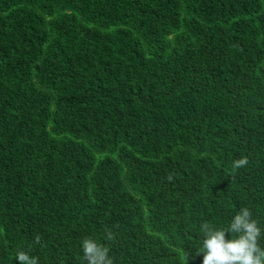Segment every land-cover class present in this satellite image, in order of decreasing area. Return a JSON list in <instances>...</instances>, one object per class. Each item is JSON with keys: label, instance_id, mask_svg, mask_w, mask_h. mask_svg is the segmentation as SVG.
<instances>
[{"label": "trees", "instance_id": "obj_1", "mask_svg": "<svg viewBox=\"0 0 264 264\" xmlns=\"http://www.w3.org/2000/svg\"><path fill=\"white\" fill-rule=\"evenodd\" d=\"M242 207L264 227V0H0V264L35 234L202 264Z\"/></svg>", "mask_w": 264, "mask_h": 264}, {"label": "clouds", "instance_id": "obj_2", "mask_svg": "<svg viewBox=\"0 0 264 264\" xmlns=\"http://www.w3.org/2000/svg\"><path fill=\"white\" fill-rule=\"evenodd\" d=\"M247 165L245 158L232 162L234 169ZM202 238L198 253L202 254V264H264V227L254 218L250 209L242 207L236 212L224 227L210 222L199 225ZM231 233L233 238L226 241L225 233ZM106 240L115 237L112 228L104 230ZM40 234H35L29 250L19 249L14 253L17 264H40V258L31 254L32 247H42ZM82 260L85 264H113L109 248L100 241L85 236L80 241Z\"/></svg>", "mask_w": 264, "mask_h": 264}]
</instances>
